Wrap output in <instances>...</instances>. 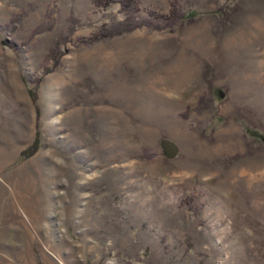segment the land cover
<instances>
[{"label":"rangeland","instance_id":"obj_1","mask_svg":"<svg viewBox=\"0 0 264 264\" xmlns=\"http://www.w3.org/2000/svg\"><path fill=\"white\" fill-rule=\"evenodd\" d=\"M173 3L0 0V264H264V0Z\"/></svg>","mask_w":264,"mask_h":264},{"label":"trees","instance_id":"obj_2","mask_svg":"<svg viewBox=\"0 0 264 264\" xmlns=\"http://www.w3.org/2000/svg\"><path fill=\"white\" fill-rule=\"evenodd\" d=\"M92 3L97 8H105L110 4L118 5L121 12L125 13L124 18L119 21L118 24L106 27L104 24L101 25L97 31L91 33L86 40H83V43L88 44L95 42L101 39L109 38L114 35H119L123 32H128L135 27L140 25H149L152 21H159L164 23V26L170 27L173 23L182 17V14L179 10L174 7L173 0L169 1V9L167 13H158L154 10L147 9L148 22L145 20H137L134 16V11L136 8V0H92ZM32 99H35V95L32 94ZM201 100H199L200 102ZM36 146V138L34 139L31 149H34ZM191 197L188 196V199Z\"/></svg>","mask_w":264,"mask_h":264},{"label":"water","instance_id":"obj_3","mask_svg":"<svg viewBox=\"0 0 264 264\" xmlns=\"http://www.w3.org/2000/svg\"><path fill=\"white\" fill-rule=\"evenodd\" d=\"M164 149H165L166 153H168V154H171L172 151H173V149L171 148V144L170 143H165L164 144Z\"/></svg>","mask_w":264,"mask_h":264}]
</instances>
